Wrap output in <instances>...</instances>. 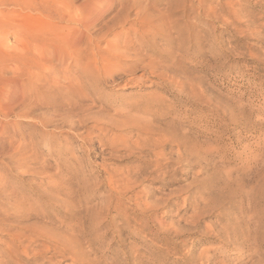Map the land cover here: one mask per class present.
<instances>
[{
    "label": "rangeland",
    "instance_id": "374dc122",
    "mask_svg": "<svg viewBox=\"0 0 264 264\" xmlns=\"http://www.w3.org/2000/svg\"><path fill=\"white\" fill-rule=\"evenodd\" d=\"M101 2L0 0V264H264V0Z\"/></svg>",
    "mask_w": 264,
    "mask_h": 264
},
{
    "label": "bare ground",
    "instance_id": "6f19581e",
    "mask_svg": "<svg viewBox=\"0 0 264 264\" xmlns=\"http://www.w3.org/2000/svg\"><path fill=\"white\" fill-rule=\"evenodd\" d=\"M101 5H103V3L101 2V0H88V3L87 4H85L84 6H83V10H82V13L84 14V19H83V22H82V24H83V26H84V28L87 30L88 28H89V26H91V24L94 22L93 21V18H94V16L96 15V13L98 12V10H99V8H100V6ZM89 21H91V23L89 22ZM82 36V34L81 35H73V36H70L69 35V38L71 39V40H67V42H68V44H70V45H72V46H76V45H78L77 43H78V40L80 39L81 40V37ZM115 46V45H114ZM117 48V47H116ZM115 48V49H116ZM114 49V50H115ZM120 55H122V53L120 54ZM8 91V93L6 94V96H7V98H10L11 99V101H10V103H7V104H10L11 106L13 105V104H15V103H17V100H18V96H19V87H18V83H16V82H12L11 83V85H10V87H9V89L7 90ZM3 95V93L1 92V90H0V95ZM6 98V97H5ZM6 98V99H7ZM10 99H8V100H10ZM6 104V103H5ZM5 106L6 105H4V109H5ZM10 107V106H9ZM7 109V108H6ZM10 109V108H9Z\"/></svg>",
    "mask_w": 264,
    "mask_h": 264
}]
</instances>
